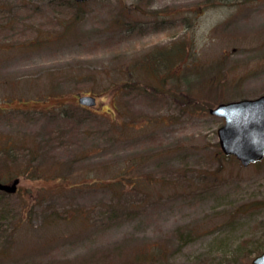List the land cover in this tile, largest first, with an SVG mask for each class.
<instances>
[{"label":"rangeland","instance_id":"1","mask_svg":"<svg viewBox=\"0 0 264 264\" xmlns=\"http://www.w3.org/2000/svg\"><path fill=\"white\" fill-rule=\"evenodd\" d=\"M262 94L264 0H0V264H248L264 158L208 109Z\"/></svg>","mask_w":264,"mask_h":264},{"label":"water","instance_id":"2","mask_svg":"<svg viewBox=\"0 0 264 264\" xmlns=\"http://www.w3.org/2000/svg\"><path fill=\"white\" fill-rule=\"evenodd\" d=\"M83 2L87 0H74ZM78 102L91 106L93 95H81ZM211 115L222 118L217 128L218 145L226 156L233 155L241 165L256 163L264 157V94L255 98H243L220 102L208 109ZM19 177L8 182L0 180V191L14 193ZM248 264H264V251L255 255Z\"/></svg>","mask_w":264,"mask_h":264},{"label":"trees","instance_id":"3","mask_svg":"<svg viewBox=\"0 0 264 264\" xmlns=\"http://www.w3.org/2000/svg\"><path fill=\"white\" fill-rule=\"evenodd\" d=\"M175 49V47H173L172 46V50H173V53H174V50ZM166 69H169V68H163L162 70H166ZM153 70H154V68H153ZM154 71H157V70H154ZM128 72H131V71H128ZM222 154V153H221ZM258 163H260V162H258ZM258 163H256V164H258ZM4 193V192H3ZM157 252H159V250H157Z\"/></svg>","mask_w":264,"mask_h":264}]
</instances>
